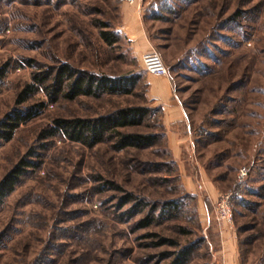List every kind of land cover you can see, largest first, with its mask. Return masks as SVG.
I'll return each mask as SVG.
<instances>
[{
  "label": "rangeland",
  "instance_id": "1",
  "mask_svg": "<svg viewBox=\"0 0 264 264\" xmlns=\"http://www.w3.org/2000/svg\"><path fill=\"white\" fill-rule=\"evenodd\" d=\"M101 29L119 40L106 44ZM143 50L167 67L170 118L148 95L159 77L144 70ZM62 63L138 80L128 93L51 102L39 89L24 103L44 107L0 141V179L30 151L40 163L0 205V264H174L182 247L186 264H264V0H0V119L33 74ZM136 106L147 116L119 130L157 137L147 147L39 137L55 118ZM226 192L223 227L214 206ZM169 202L178 209L164 212Z\"/></svg>",
  "mask_w": 264,
  "mask_h": 264
},
{
  "label": "trees",
  "instance_id": "2",
  "mask_svg": "<svg viewBox=\"0 0 264 264\" xmlns=\"http://www.w3.org/2000/svg\"><path fill=\"white\" fill-rule=\"evenodd\" d=\"M105 27V25H103ZM99 36L108 45H113L119 40V35L112 30L101 29ZM3 70L0 69V79ZM137 77H113L106 74H96L87 70L77 69L68 63H62L52 70L44 73L33 74L32 82L26 83L17 93L15 106L0 119V141H9L15 130L23 123L37 117L44 107V103L24 105L39 89L44 90L51 102H56L58 97L74 100L80 96L100 97L106 94L128 93L137 83ZM148 108L126 107L115 110L112 113L96 117H71L55 118L53 123L40 132V139H49L55 136H63L70 142L79 143L87 147H93L98 143L110 139L115 140L116 150L128 147H147L152 145L157 137L151 134L138 132L124 133L119 129L127 126L139 125L147 116ZM45 147V146H44ZM32 152L8 170L0 179V205L6 196L14 191L29 168L38 164L31 160ZM111 187L113 183L108 182ZM130 200L127 198L124 202ZM155 211V207L152 208ZM178 209L175 202L166 203L164 212ZM147 215L141 224L148 226L154 222L155 217ZM159 243H163L159 241ZM190 255L188 247H182L175 253L174 264H186Z\"/></svg>",
  "mask_w": 264,
  "mask_h": 264
},
{
  "label": "crops",
  "instance_id": "3",
  "mask_svg": "<svg viewBox=\"0 0 264 264\" xmlns=\"http://www.w3.org/2000/svg\"><path fill=\"white\" fill-rule=\"evenodd\" d=\"M123 21L128 24V26H126V28L123 30V27L121 28L122 31H124L125 35H127L129 40H132L131 35L132 33L130 32V28H132L129 25H134L135 23V16L132 12L131 9L126 8L125 11L123 12ZM138 35H140V33L138 32ZM138 37V36H137ZM148 51V50H146ZM146 51H142L141 55L146 52ZM148 82V95L150 97L151 100H153V102L155 104H161L164 108L166 107L167 112L165 113L166 117L168 116V118L172 117L174 115V112H176V106H175V100L173 99V95H172V87H171V83L167 78H163V77H159V78H148L147 80ZM177 113V112H176ZM182 119V118H181ZM180 119H174L171 121H179ZM224 245H226V248H228L229 250V254L228 257V262L230 263L231 261V257L233 255V251H234V247L232 246L231 241H226L224 243Z\"/></svg>",
  "mask_w": 264,
  "mask_h": 264
},
{
  "label": "built area",
  "instance_id": "4",
  "mask_svg": "<svg viewBox=\"0 0 264 264\" xmlns=\"http://www.w3.org/2000/svg\"><path fill=\"white\" fill-rule=\"evenodd\" d=\"M125 3L129 5L139 4L141 0H123ZM141 63L144 70L148 74H152L158 77H166L168 75L167 67L165 66L161 56L155 50L146 51L141 55ZM244 170H241L240 175H244ZM231 197L230 192H226L221 194L217 199L214 211L215 217L219 224L223 225V227L231 225V215H230V207L229 200Z\"/></svg>",
  "mask_w": 264,
  "mask_h": 264
}]
</instances>
